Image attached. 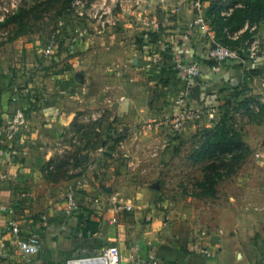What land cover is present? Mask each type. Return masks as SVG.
Instances as JSON below:
<instances>
[{"label": "crops", "instance_id": "crops-1", "mask_svg": "<svg viewBox=\"0 0 264 264\" xmlns=\"http://www.w3.org/2000/svg\"><path fill=\"white\" fill-rule=\"evenodd\" d=\"M144 1L137 22L119 13L107 17L111 25L102 28L83 20L76 35L60 43L54 61L45 60L29 41L0 47V264H66L114 246L122 264L148 254L159 264H264V92L254 90L264 89V80L248 86L263 96L262 113L254 109L261 119L242 110L237 114L252 157L236 174L234 190L224 200L206 199V206L178 188L165 193L159 171H171L186 136L201 127L198 121L205 125L203 119L212 114L221 121L219 110L246 82L242 66L207 60L218 36L212 26L209 33L190 29L196 18L191 0ZM212 3L206 5L207 20ZM153 20L164 33L154 32L152 41L144 33L151 32ZM254 26L264 39V22ZM176 63L200 67L189 103L202 109V117L181 133L174 131L170 143L154 142L159 156L153 157L148 141L168 128L153 123L165 120L172 127V101L184 87ZM99 108L106 115L99 120L102 135L124 132L106 145L86 147L77 128ZM217 123L209 121L203 130ZM12 126L16 130L9 138ZM126 132L140 138L138 148L125 141ZM137 150H143L139 157ZM76 158V169L60 168ZM80 179L79 211L66 215L65 194ZM12 223L19 226L20 239L38 237L36 254L23 257ZM203 247L213 256H204Z\"/></svg>", "mask_w": 264, "mask_h": 264}, {"label": "rangeland", "instance_id": "rangeland-1", "mask_svg": "<svg viewBox=\"0 0 264 264\" xmlns=\"http://www.w3.org/2000/svg\"><path fill=\"white\" fill-rule=\"evenodd\" d=\"M41 1H43V0H0V15H1V13L3 14L2 9H10L13 2H17V4H19L20 7L26 6V5H27V7H29V5L30 4L32 5L33 2L37 3V2H41ZM87 1H88V3H90L88 5L87 2L84 1L85 6L88 5L86 7L87 11L89 13L93 12L95 14V11L97 9L96 4L100 5L102 0H87ZM237 1L244 4V0H237ZM230 2H232V4H233L234 0H228V1L214 0V3L217 4L221 10L226 8L228 3H230ZM124 7L125 6L122 7L120 5V3L117 4V2L115 4H113L111 6L112 16L117 17L118 13H119L120 15H123L125 18V15L123 13ZM137 14L138 13L133 10V12H130L129 15L126 16V18L127 19H133L137 22V18L135 19V17H137ZM84 21L87 23V26L88 25L89 26L96 25L97 28L103 27L102 24L97 23V21H94L93 19H90L88 17ZM82 22H83V19H81V17H79V15L76 14L74 11L64 12L62 10L61 4H58V3L48 4V5L40 8V9H37V10L32 12L31 21H29V23L27 24V26L25 28L26 33L24 35L20 36L18 38V40H22L20 44H23V42L25 44V42L29 41V43L33 44L32 48H34L35 50H39L40 55H42L45 58V60H47V59L53 60L56 53H54L50 57H47L44 55V53H42L43 48L47 44L54 41L56 43L55 48H54V52L58 51L59 48L61 47L60 43L62 41L69 39L71 35L74 36V34L76 32L75 30L79 29V28H81V26H83ZM113 25H115V24H113ZM138 26H139L138 28L141 27V25H138ZM17 30H18V27H15V26H8V27L0 26V47L9 43V42H12L11 39L16 35ZM231 30H233V29H231ZM160 31H162V29H159L158 32H160ZM158 32H157V34H158ZM162 32L164 33V30ZM255 34H256V31L255 32L247 31L243 35L241 40L232 41V40H229L225 36V34L222 32L221 36H218L217 38L219 39V41L221 43L228 44L234 48L246 49ZM261 60H264V59H261ZM252 69L260 70L262 73V75H261L262 79L250 78L247 81V83L245 84V86H243V88H242L241 93L243 94V97L240 99L241 101H239V103L231 102V105L226 104L222 109L219 110V113L222 116H227L228 122L230 125L233 126L234 130L242 132L243 137H244V134H243L244 125L241 123L242 122L241 119L239 117H237V114L239 113L240 110H242L245 115L252 117L255 114H257L256 112H258L261 109V104H263V102L261 100V98L263 97V96H261L262 94L261 93H254V91L252 89H250L248 86H250V83L253 84L255 82L262 85V83L260 81L264 80V62L263 61H261L260 63L255 62V63L249 64L246 69L243 68V70H246L247 74L251 73L250 70H252ZM196 81H199V79H197ZM254 90H258V92H264L263 87H259V86L254 87ZM178 91L179 90H177V92ZM181 92H182V94L177 95L175 97V99L172 101L173 102L172 105L174 106V108L172 109L173 110L172 116H171L172 119L174 118V115L177 113V110H178V106L176 105V101H179L183 98L184 90L183 91L181 90ZM258 94H261V95H258ZM245 100H250V101L248 104L244 105ZM251 106H253V108ZM168 108H169V105H168ZM257 108H258V111L255 112V110H257ZM169 109H171V106ZM192 109H195V108L193 106L187 107L188 112L191 111ZM103 110H104L103 108H99V109H97L98 113L88 112L87 115L89 117L91 116L92 119H90L87 123H81L78 126V128H77V126L75 127L78 129V131H80L78 133L79 140L82 142V144L83 143L86 144V147H89V146L96 147L100 143L106 145L107 142L110 141V139L120 138L123 134L122 132H124L122 129H120V127L117 126V127H115L117 132L119 130H122L120 132L121 133L120 136H118L117 134H111L110 135V134H106V133L104 135H102V133L100 132V129H99V127H101L102 123L99 120H101L100 119L101 117L106 116L103 113ZM83 115H85V113ZM219 116L220 115H218L216 117V116H214V114H212V116L208 117L206 121L203 119V124H205V125H202V122L198 121L199 126H201V127L194 130L195 133L192 137H190L189 135L186 136L187 138L184 139V141H183L184 142V145H183L184 148L180 149L181 151L178 154V156L176 157L177 160L173 161V168H171V171H164V172L159 171V173H162L161 177H162L163 182L160 183L161 182L160 181L158 184L160 185L161 189L165 193H168L169 191H171V189H175V188L176 189L178 188L183 193L187 192V194H189L191 196L193 193H198L196 186H195V183L198 181H200V182L203 181V179H204L203 178V175H204L203 174V166L205 165L206 161L201 162L198 165L195 163V161L193 159H192V161H189V157L192 155V153L190 152V149H191V147L194 149V147H196V144H198V145L201 144L202 139L198 135H200L201 131L203 130V128H205L206 124L209 121L211 122L212 126H214L215 122H219ZM200 117H202V114L198 118H195V120H198ZM94 118H98V119H94ZM165 123H166L165 120H162L161 122L158 121V122L153 123V125H156L158 128L163 127V131H165L164 125L168 127V128H166L167 133L163 132V134H164L163 136L157 135L155 137H151L150 141H148V142L153 144V145L148 146V149H151V150H149L150 152L153 149V151L151 152V156H153V157L159 156V151L157 150L156 146L154 145V142L157 141L155 144H157V143H162V144L170 143V139L174 136L175 132H174V129L172 130L173 126L171 127V123H169L168 125H166ZM125 135H127V137L125 138V141H127L128 144H130L133 148L139 147L140 138L137 139V136L136 137L130 136V137H132V138H130L128 135V132H126ZM153 138H155V139H153ZM136 153L138 154L137 156L139 157L141 154H143V150H137ZM193 155H194V153H193ZM251 157H252V151L250 150V153L248 154L246 161H248ZM246 161H245V163H246ZM69 164L70 165H67V166L64 165V167H66V168L70 167L71 171H72V169H76V167H77L76 163L70 162ZM64 167H62V168H64ZM243 167H244V165L241 168H239V170L237 172L235 169V171H233L232 175H229V170L221 169L223 178H222V180H221V182L217 188L219 194L217 193V196L215 198H210V199L220 198L221 200H224V196L227 195L229 191L232 192V190H234V188H235L234 185H235V180H236L234 178L236 177V174H238ZM198 199H201L202 200L201 202L204 203L205 206L207 204L209 205V202H207L206 198L202 197V198H198ZM215 201L216 200H210V202H213V205L217 206L218 203Z\"/></svg>", "mask_w": 264, "mask_h": 264}, {"label": "built area", "instance_id": "built-area-1", "mask_svg": "<svg viewBox=\"0 0 264 264\" xmlns=\"http://www.w3.org/2000/svg\"><path fill=\"white\" fill-rule=\"evenodd\" d=\"M84 1L88 3L87 0H74L73 9L76 14L81 17V19L85 20L87 17L97 21L102 24L103 27H106L110 21H107V17L112 16L111 14V6L117 2L124 7V15L128 16L130 12H137L138 14L141 12H145L140 10L144 5V0H102L101 4H96L95 14L93 12L89 13L86 9L88 5L85 6ZM116 1V2H115ZM228 1V0H225ZM115 2V3H114ZM212 0H191L192 7L196 12V18L194 22L189 26L190 29L194 30L198 28L201 32L209 33L212 32L211 25L205 16L206 5H208ZM34 4V2H33ZM32 4V5H33ZM232 4V3H231ZM227 5L221 12V16L226 19L230 17L235 9L243 7L241 2L234 0L233 4ZM31 5V4H30ZM29 5V6H30ZM20 5L17 2H13L10 9H2L3 14L0 15V24L4 22L9 16L15 14ZM135 8V9H134ZM140 8V9H139ZM150 31L158 32L159 25L157 23L151 21V24H148ZM255 32L256 26L245 25L243 28L238 30H231L229 27H225L223 29V33L225 36L232 41H239L242 39L243 35L247 32ZM191 33L188 31L185 34L184 39H189ZM55 42L47 44L43 48V52L45 56L50 57L54 54ZM207 60L215 62V63H224V62H233L242 66L244 69L248 67L249 64L258 62L260 59H264V39L260 38L257 35H254L251 42L247 46L246 49L240 48H232L229 45L223 44L219 41V39L214 38L212 42V46L207 51ZM176 70L179 72V76L183 79V98L179 101H176V105L178 106L177 113L174 115L172 119V126L175 132L181 133L184 131L185 125L192 121L194 118H197L199 114L202 112V109H192L191 111H187L188 106H192L189 103V98L191 95V90L195 85L197 79L201 77V70L198 64L191 63H176ZM17 123L18 121H14ZM13 129L9 131V138H13L14 130H16L15 126H12ZM83 187V181L77 180L73 185H71L66 194H65V204H66V215H73L79 211V204L76 199L77 190ZM98 201V200H96ZM10 230L18 239V246L23 254L24 258L32 256L36 254L39 250V239L37 236H32L24 239H20V228L16 224H10ZM201 253L210 258L213 256V252L206 248H200ZM160 260L157 256L153 254H148L145 257L135 259L134 264H159ZM66 264H122V256L118 247H110L102 254H99L94 257L82 258L70 260Z\"/></svg>", "mask_w": 264, "mask_h": 264}, {"label": "trees", "instance_id": "trees-1", "mask_svg": "<svg viewBox=\"0 0 264 264\" xmlns=\"http://www.w3.org/2000/svg\"><path fill=\"white\" fill-rule=\"evenodd\" d=\"M73 2L74 0H43L29 7H27V5L22 6L15 14L9 16L2 22L0 26L18 27L16 35L11 39V41H14L26 33L25 28L29 21H31V14L33 11L52 3L61 4L64 12L74 11ZM220 11L221 9L213 0L211 7L206 13L208 21L215 30L217 36H221L225 27L238 30L247 24L253 26L264 22V0H244L243 7L235 9V12L226 19L221 17ZM156 35L157 34L154 32H145L144 38L147 40H156ZM250 71L251 73L247 74L246 70H244V81L246 83L250 78L259 77L261 75V71L258 69H252ZM235 89L234 93L231 94L228 105H231V101L236 100L235 98L243 96V94L239 92V88ZM249 101L250 100H245L244 105L248 104ZM258 113H262L261 109ZM260 114H257L258 119H261L262 115ZM198 136L202 139L201 144H196L195 150L193 151L194 155L192 153L191 159H193L197 165L205 161L206 163L203 166L204 179L201 182L198 181L195 183L198 193H193L192 196L206 199L215 198L218 193L217 188L223 178L221 169L229 170V175H232L235 169L237 172L239 168L245 164L250 149L244 142L242 132L233 129V126L228 122L227 116H223L221 121L218 122L214 128L202 130ZM74 162L79 166L80 162L77 158L74 159ZM64 165L67 166L69 164L67 161H64L60 164V168L64 167Z\"/></svg>", "mask_w": 264, "mask_h": 264}, {"label": "water", "instance_id": "water-1", "mask_svg": "<svg viewBox=\"0 0 264 264\" xmlns=\"http://www.w3.org/2000/svg\"><path fill=\"white\" fill-rule=\"evenodd\" d=\"M193 93L195 94V96L199 97V93H200V87L196 86L193 90Z\"/></svg>", "mask_w": 264, "mask_h": 264}]
</instances>
